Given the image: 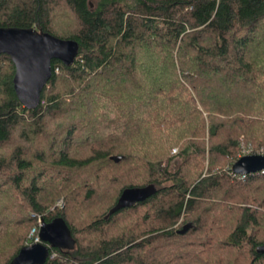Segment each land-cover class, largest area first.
Masks as SVG:
<instances>
[{"label": "trees", "instance_id": "1", "mask_svg": "<svg viewBox=\"0 0 264 264\" xmlns=\"http://www.w3.org/2000/svg\"><path fill=\"white\" fill-rule=\"evenodd\" d=\"M62 4L76 30L54 26ZM0 25L80 44L74 63L52 60L36 108L0 54V264L56 216L77 243L43 264H264V171L232 168L264 150V0H0Z\"/></svg>", "mask_w": 264, "mask_h": 264}, {"label": "water", "instance_id": "2", "mask_svg": "<svg viewBox=\"0 0 264 264\" xmlns=\"http://www.w3.org/2000/svg\"><path fill=\"white\" fill-rule=\"evenodd\" d=\"M79 48L80 44L74 38H63L36 27L0 25V54L7 53L12 57L16 66L14 87L20 100L29 108H36L41 101L42 92L53 74L52 60L58 58L66 64H72ZM111 158L119 162L123 155L115 154ZM232 168L234 172L242 174L263 170L264 153L244 154L233 163ZM155 191L153 183L126 187L106 216L146 199ZM190 226L187 223L180 231L184 232ZM38 236L39 241L24 245L9 264H43L52 247L73 249L77 243L62 216L49 221L43 219ZM257 250L264 253V243Z\"/></svg>", "mask_w": 264, "mask_h": 264}, {"label": "rangeland", "instance_id": "3", "mask_svg": "<svg viewBox=\"0 0 264 264\" xmlns=\"http://www.w3.org/2000/svg\"><path fill=\"white\" fill-rule=\"evenodd\" d=\"M60 6V5H59ZM53 15V24H54V26H56V28H58L60 31H63V30H66V31H71V30H76V28L78 27V24H77V20L75 19V17H74V15H72L69 11H68V9L66 8V7H64V4H62L60 7H56V9L53 11V13H52ZM70 115H72L73 117H74V113H69ZM53 125H54V123H53ZM15 138H17V136L15 135ZM206 140V143H209V139L208 138H206L205 139ZM43 143H44V141H43ZM11 148H13L12 147V145H3L2 147H1V150L3 151V152H6V153H10V151H11ZM177 149H178V146H175L173 149H172V151L175 153L176 151H177ZM250 149H251V147L248 145V144H243L242 145V148H241V153L242 152H245V151H250ZM264 152V150H262L260 153H263ZM207 163V162H206ZM106 175H105V171H101V177L98 175L97 177H95V179H94V182H95V184H96V186L97 187H99V190L100 191H102V190H104V188H105V182H106ZM102 182V183H101ZM111 190V189H110ZM109 190V192H110V195H111V197L112 196H114V193H113V191H110ZM9 195H11L10 194V192L9 191H6V193H5V195L4 196H6V199H5V201H9L10 200V198H9ZM7 198H9L8 200H7ZM4 201V202H5ZM56 204H58L59 206H64V201H63V198L62 197H60V198H58L57 200H56ZM227 204H230L226 199H223V201H222V203H220V206H224V205H227ZM95 207V205H93V208ZM79 210V209H78ZM85 211V210H84ZM41 219V218H40ZM40 219H39V221H40ZM75 221H76V226H78V227H80L81 228V226L82 225H79V224H81V220H80V218H76V219H74ZM39 221H37V222H39ZM182 221V219L176 224V226H178L179 227V224H180V222ZM33 228V227H32ZM31 228V231H30V233H29V235H28V237H29V240H27V243H31L33 240L35 241V239H36V237L38 236H35V234H36V232L34 231V229H32ZM96 235H98V234H93L92 236H96ZM80 236V235H79ZM81 237V236H80ZM245 261H243V262H240V263H244ZM239 264V263H238Z\"/></svg>", "mask_w": 264, "mask_h": 264}, {"label": "bare ground", "instance_id": "4", "mask_svg": "<svg viewBox=\"0 0 264 264\" xmlns=\"http://www.w3.org/2000/svg\"><path fill=\"white\" fill-rule=\"evenodd\" d=\"M1 54H2V53H1ZM61 61H62V60H61ZM62 62H63V61H62ZM63 63H64V62H63ZM64 64H66V63H64ZM66 65H70V64H66ZM21 102H22V101H21ZM40 102H41V101H40ZM22 103H23V102H22ZM23 104H24V103H23ZM39 104H40V103H39ZM24 106H25V104H24ZM26 107H27V106H26ZM28 108H29V107H28ZM246 154H247V153H246ZM113 155H115V154H113ZM118 155H120V154H118ZM111 156H112V155H111ZM111 156H110V157H111ZM234 173H236V172H234ZM251 173H253V172H251ZM236 174H242V173H236ZM247 174H248V173H247ZM42 220H43V218H41L40 221H39V229H40V225H41ZM38 232H39V231H38ZM35 241H39V239H35ZM35 241H33V242H35ZM31 243H32V242H31ZM27 244H30V243H27ZM27 244H26V245H27ZM262 244H263V243H262ZM258 246H259V245H258ZM15 256H16V255H15ZM15 256H14V257H15ZM14 257H13V258H14ZM13 258H12V259H13Z\"/></svg>", "mask_w": 264, "mask_h": 264}, {"label": "built area", "instance_id": "5", "mask_svg": "<svg viewBox=\"0 0 264 264\" xmlns=\"http://www.w3.org/2000/svg\"><path fill=\"white\" fill-rule=\"evenodd\" d=\"M263 171H264V169H263ZM36 239H39V236H37Z\"/></svg>", "mask_w": 264, "mask_h": 264}]
</instances>
